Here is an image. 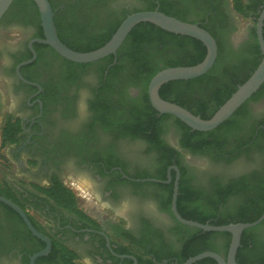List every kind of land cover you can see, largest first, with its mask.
<instances>
[{
  "label": "flooded vegetation",
  "instance_id": "flooded-vegetation-1",
  "mask_svg": "<svg viewBox=\"0 0 264 264\" xmlns=\"http://www.w3.org/2000/svg\"><path fill=\"white\" fill-rule=\"evenodd\" d=\"M49 1L58 19L87 37L109 32L129 15L162 7L180 21L210 29L226 59L223 69L232 71L215 93L207 80L197 82L194 92L205 90L200 102L209 114L218 107L214 94L224 97L236 88L262 55L257 45L261 51L264 0H243L246 16L237 13L234 0ZM140 31L144 39L124 40L118 49L121 67L111 71L117 52L111 61L73 65L37 42L44 34L32 9L9 12L0 23V152L12 174L0 178V197L19 207L49 240V251L34 264H63L65 251L75 264H183L192 258L189 248L203 243L210 245L205 252L226 260L231 240L226 246L220 232L177 221L175 190L181 218L220 217L238 209L241 199L239 194L224 199L222 192L264 181V91L244 104L229 132L187 130L152 107L145 80L170 63L186 64L198 45L186 36L159 38L146 28ZM132 59L141 71L134 70ZM29 61L20 68L24 82L17 67ZM8 123L20 131L14 143L3 146ZM56 185L71 193L73 206L49 196ZM100 197L113 204L130 199L128 218L103 211ZM244 232L236 264L237 259L264 264V226ZM48 246L0 201V264H31ZM205 259L212 261L200 264H218Z\"/></svg>",
  "mask_w": 264,
  "mask_h": 264
},
{
  "label": "water",
  "instance_id": "water-1",
  "mask_svg": "<svg viewBox=\"0 0 264 264\" xmlns=\"http://www.w3.org/2000/svg\"><path fill=\"white\" fill-rule=\"evenodd\" d=\"M39 11L41 26L43 29L44 39L37 40L51 47L56 53H58L64 59L78 64H88L102 60L110 55H115L121 44L124 42L128 34L134 27L141 23H150L166 32L187 36L194 38L203 43L207 49L206 57L202 62L197 65L189 67H173L165 68L159 71L150 81L148 86L149 101L152 107L160 114L171 115L184 123L186 126L194 131L198 132H209L231 118L234 113L244 105L254 94L258 92L261 86L264 84V40L262 36V21L264 14L259 20L258 24V41L261 48L262 59L250 75V77L231 95V97L215 112V114L209 120H203L198 116L193 115L188 110L181 106L165 101L160 97L159 91L161 87L172 81H187L197 79L206 73H208L214 66L218 54V46L214 37L205 29L199 25L180 21L174 17L165 15L159 11H145L137 12L129 15L120 24L116 32L113 34L111 39L102 47L97 50L80 53L73 51L67 47L58 37L57 30L54 22V10L49 0H32ZM14 0H0V21L9 10ZM32 50V47L30 46ZM25 62L17 67V76L26 82L20 74V68L22 65L28 64ZM176 198L177 190H175L172 210L175 218L180 223L200 229L204 232H227L231 235V243L228 251L227 259L224 260L221 256L205 252L195 257L190 258L183 264H194L202 259L211 258L218 262V264H236V254L241 243V237L245 230L254 228L264 221V213L262 216L252 223H239L230 224L224 226H212L209 224H200L197 222L185 220L179 216L176 210ZM0 201L10 206L19 213L23 221L29 228V230L40 239L47 242L49 245L46 250L40 252L32 258L31 264H34L35 259L38 256L44 255L49 251L50 242L47 238L39 234L31 222L25 215V213L12 202L0 197Z\"/></svg>",
  "mask_w": 264,
  "mask_h": 264
},
{
  "label": "trees",
  "instance_id": "trees-1",
  "mask_svg": "<svg viewBox=\"0 0 264 264\" xmlns=\"http://www.w3.org/2000/svg\"><path fill=\"white\" fill-rule=\"evenodd\" d=\"M234 3H235V10L237 11V13L246 16V11H245V6L243 4V0H234ZM52 8L53 10H55V7L53 5H52ZM27 9H32L36 11V17L39 20L40 15H39L38 8L32 0H14L9 10L6 12L2 20L0 21V23L3 21L6 15L9 14V12H12L15 10L19 12H24ZM159 12H162L165 15L173 17V15H171V13L168 11L166 7H162ZM54 22H55V27H56L57 35L59 39L67 47H69L73 51L80 52V53L91 52L105 45L111 39L113 34L116 32V30L120 26V25L112 26L109 32L103 33L102 35L95 36V37H87L85 34H79L73 28L68 27L64 22L61 21L60 18L58 19L56 12L54 13ZM144 28L147 29V33L157 35V37L159 38L173 37V35H175V34L166 32L150 23H141L132 29V31L126 37L125 41L128 43L131 40H134L137 42V41H140L141 39H144L143 34L140 31L141 29H144ZM202 28L208 31L217 42L218 54H217V59L215 61L214 66L211 68V70L208 73H206L205 75L197 79L190 80V81H172V82H169L163 85L159 91V94L163 100L177 104L181 106L182 108L191 112L193 115L198 116L203 120H209L215 114V112L237 90L238 86L242 85L250 77V75L254 72V70L259 65L262 59V55H261V51L259 50V45H257L258 54L261 55L260 60L255 62V64L252 66L250 70V73L238 83V86L231 90L229 89L227 91V94L224 97L214 94V96H216L214 99L216 103L218 104V107L214 112L209 114L205 106L200 102V100L203 99L204 96L206 95L205 90L201 92H199L200 90L198 92H194V91H197L196 89L197 82L200 80H207L210 86L208 90H210L212 93H215L217 92L216 88L218 86L221 87L222 82L220 83V81H223V80L229 81L231 79L232 70L230 69L232 67L223 69V66L226 63L225 62L226 59L222 53L220 43L216 39V35L212 31H210V29L205 28V27H202ZM184 39L186 41H192L193 43H196L198 45V50L196 54L191 58H187L185 60L186 64L184 65H180L178 64V62H173V63H170V65H168L165 68L194 66L202 62L204 58L206 57L207 49L203 45L202 42L194 38L187 37V36ZM121 52H122L121 49L117 51V57H118L117 64L113 66L111 71H114L115 69H118L121 67V63L123 60ZM112 59H113V56H109L102 60H99L98 62H107L109 60L111 61ZM131 64L135 71H141V66L138 63V61H136V59H132ZM163 69H157L156 72L148 76V78L145 80L146 89L151 79L159 71ZM215 79H217L218 82L217 84L214 85L213 81H215ZM262 91H264V84L261 86L258 92L252 96V99L255 98ZM196 96H198V98ZM147 100H148V95H147ZM244 107L245 105L239 108L230 119H228L226 122L221 124L214 131L210 132V134L229 132L232 129V127L235 125L237 117L240 116V114H243ZM178 123L183 128L190 130V131L192 130L191 128H189L188 126H186L184 123L180 122L179 120H178ZM19 131L20 129L18 128L17 125H12L8 123L5 126L4 131H3V136H2L3 146L14 143L16 141V137ZM196 133H199V132L196 131ZM1 188H2V185L0 184V189ZM232 189L233 188H230L229 189L230 191L228 190L229 191L228 193L225 191L222 192L221 195L224 199L228 197L229 195H233V194L234 195L239 194L241 196V199L238 203L239 207L234 212L221 215L220 217L203 216V217L195 218V217L183 216V218L186 220L198 222L200 224H207L209 220H212V222L210 223V225L212 226H224V225L239 224V223H252L258 220L264 213V181L256 180L251 185H245L244 187L234 189V191H232ZM49 196L67 207L69 206L71 207L74 205V201L72 199L71 193L67 191L62 185H59V186L56 185L55 189L50 190ZM260 226H264V221L259 226L246 230L244 232V235L247 232L257 229ZM198 233H202V231H198ZM218 234L226 238V246H229L231 235L229 233H218ZM203 235L205 237H208L210 235H213V233H203ZM243 244H244V239L242 237L240 245L243 246ZM209 246H210L209 243H203L199 246H192L191 248H189V253H190L189 255L191 257H194L202 252L208 251ZM61 259H62L63 264H75L73 262V255L68 251H65L62 254ZM211 261L212 260L210 259H205V260L198 262V264L204 263V262H211ZM237 263L242 264L239 262V259H237Z\"/></svg>",
  "mask_w": 264,
  "mask_h": 264
},
{
  "label": "clouds",
  "instance_id": "clouds-1",
  "mask_svg": "<svg viewBox=\"0 0 264 264\" xmlns=\"http://www.w3.org/2000/svg\"><path fill=\"white\" fill-rule=\"evenodd\" d=\"M100 199L102 210L105 212H111L113 215L118 216L122 219L128 218V213L132 210V201L130 199L122 200L119 204H113L111 201Z\"/></svg>",
  "mask_w": 264,
  "mask_h": 264
},
{
  "label": "rangeland",
  "instance_id": "rangeland-1",
  "mask_svg": "<svg viewBox=\"0 0 264 264\" xmlns=\"http://www.w3.org/2000/svg\"><path fill=\"white\" fill-rule=\"evenodd\" d=\"M5 163H8V158L6 157V155L3 152H0V164L4 165L6 167L7 170H4L2 168H0V178L4 177V178H12V174H11V170L8 169V165H5Z\"/></svg>",
  "mask_w": 264,
  "mask_h": 264
}]
</instances>
